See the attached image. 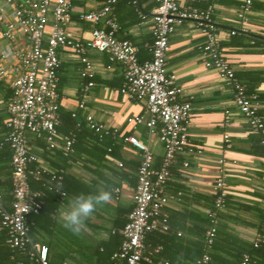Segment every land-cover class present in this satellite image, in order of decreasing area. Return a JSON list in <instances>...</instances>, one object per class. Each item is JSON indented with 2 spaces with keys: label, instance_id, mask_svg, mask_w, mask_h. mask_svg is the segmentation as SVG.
Returning <instances> with one entry per match:
<instances>
[{
  "label": "crops",
  "instance_id": "0c3cea01",
  "mask_svg": "<svg viewBox=\"0 0 264 264\" xmlns=\"http://www.w3.org/2000/svg\"><path fill=\"white\" fill-rule=\"evenodd\" d=\"M178 1L181 5L186 3L185 0ZM101 3L102 0H76L68 24L69 31L81 39L89 38L94 26L82 20L81 14L100 7ZM241 5L242 0H218L213 22L221 39L222 54L246 85L248 93L258 95L259 114L264 118V0H253L245 32H240L242 25L237 17ZM154 6L155 1L143 0L141 8L150 13ZM200 6L205 4L200 3ZM133 7L130 0H121L119 8L115 7L120 28L117 36L132 41L139 48L140 60H149L153 24L150 17L142 20ZM100 25L105 26L103 23ZM234 30L239 33L232 35ZM202 42L203 37L192 21L177 25L169 37L167 68L175 76L176 85L182 89L178 100L188 101L192 106L187 124L189 146L175 157L172 177L165 187L171 226L168 237L173 241L170 244L173 250L169 252L172 255L177 250L184 254V250H195L201 242L204 244L208 229L206 214L214 206L215 182L222 167L226 170L228 195L225 206L218 213L220 241L237 238L238 245L251 247L256 237L264 236V169L261 166L264 145L260 135L250 130L247 120L235 105L231 88L217 71L204 66V57L199 50ZM59 57L57 91L62 118L59 132L68 135L76 131L71 130L74 112L87 134L90 131L85 123L86 115H92L99 123L118 132L117 137L111 136L101 143L93 142L90 136V140L81 138L75 155L66 161L68 180L79 183L78 188L75 185L77 194H87L91 188V193L109 191L111 199L99 205L85 219L82 229L73 233L62 226L59 213L74 195L64 199L57 197L59 207L52 213L55 223L50 225L46 234L43 233V237H39L45 245H56V252L63 255L62 258L67 252L73 254V258H64L63 264H89L85 248L100 244L114 229L123 227L133 207V191L141 158L138 150L124 138L134 135L147 144L157 168L164 157V148L157 133H150L145 125L134 128L127 121L129 117L144 115L145 104L131 101L122 94V64L110 62L105 53H88L95 72L94 86L87 93L85 109H80L82 88L87 82L80 75V59L68 49H61ZM10 95L9 87L0 81V147L5 143ZM225 134L230 136L229 144L225 142ZM29 145L31 151L48 166L58 167L64 161L58 150L49 152L46 149L43 136L29 135ZM101 151H106V156H101ZM0 164V189L10 194L11 163L1 160ZM115 189H119V193L115 194ZM10 201L11 197L5 199L7 209H10ZM223 245L227 246L224 241ZM72 246L76 248L73 251Z\"/></svg>",
  "mask_w": 264,
  "mask_h": 264
},
{
  "label": "built area",
  "instance_id": "2783aa9c",
  "mask_svg": "<svg viewBox=\"0 0 264 264\" xmlns=\"http://www.w3.org/2000/svg\"><path fill=\"white\" fill-rule=\"evenodd\" d=\"M75 1L0 0V81L11 90L4 142L12 153L10 209L5 207L0 190L1 227L7 230L6 243L11 249L23 251L38 264H50L47 246L30 238L27 218L40 212L49 192L59 199L67 197L63 190L65 169L48 166L32 152L29 135L43 136L49 152L58 150L64 157H71L82 124L74 112L76 131L68 135L59 132L62 122L57 91L59 52L68 49L80 59V75L87 80L78 104L80 109H85L87 93L94 86L95 72L88 53L101 52L107 54L110 62L124 66L122 94L131 101L145 104L144 115L129 117L127 121L134 128L145 125L150 133H157L164 148V157L157 168L147 144L134 135L124 138L138 150L141 159L133 191V208L121 229L123 240L113 259L121 264L151 263V256L162 246L148 248L146 236L170 230L165 187L172 177L175 157L189 146L187 124L192 106L188 101L178 100L182 89L167 68L169 37L175 27L185 21L195 23L203 37L199 50L204 57V66L217 71L231 88L235 105L264 145V118L259 114L258 95L248 93L246 85L221 52V39L213 22L218 0H185V5L178 0H153L156 4L150 13L143 11L140 0H130L139 17L142 20L150 17L153 24L149 60H140L139 48L132 41L118 38L120 28L114 12L118 0H102L100 7L81 14L82 20L94 26L87 39L76 37L68 29ZM252 4L253 0H242L237 13L242 25L240 32L247 31L245 27ZM102 23L105 26H101ZM237 33L236 30L231 32L232 35ZM85 123L100 140L118 136L117 129L106 127L92 115H86ZM224 139L229 144V134H225ZM261 166L264 169V160ZM225 175L226 170L222 167L215 182L214 209L207 211L212 218V225L206 231L208 246L213 244L217 234L216 211L224 207L228 195ZM32 181L42 183L44 188L32 189ZM114 193H119V189ZM253 246H264V236L256 237ZM209 260V254H204L198 264H207ZM242 264H250L248 254H244Z\"/></svg>",
  "mask_w": 264,
  "mask_h": 264
},
{
  "label": "trees",
  "instance_id": "16d2710c",
  "mask_svg": "<svg viewBox=\"0 0 264 264\" xmlns=\"http://www.w3.org/2000/svg\"><path fill=\"white\" fill-rule=\"evenodd\" d=\"M128 1V0H127ZM142 1L140 0V4L142 6ZM121 0H118V3L116 4V8L118 6ZM124 2V0H122ZM153 5V2L151 3ZM156 4V3H155ZM204 4V3H203ZM134 8V7H133ZM115 12V11H114ZM11 96V95H10ZM9 96V98H10ZM76 120V119H75ZM73 120V124L71 126V130L76 129V121ZM61 130V127H60ZM84 128H82L78 132L77 142L75 144L74 153L71 155L73 157L75 155V152L77 150V146L81 141V138H88V140H93V142H104L107 140L106 138H110L111 136H106L103 139H99L97 135H95L92 131L89 129V133H85ZM90 136V138H89ZM112 139V138H111ZM2 150H0V163L1 160H4L8 163V161L11 163V157L12 153L9 148V146L5 143L1 145ZM112 150V149H111ZM110 151V149H109ZM61 153L60 151H58ZM111 152H109L110 154ZM105 154V155H104ZM51 155V154H50ZM106 156V151H101V156ZM61 156L64 158V161L61 165L58 167L65 169V175H64V184H63V190L67 193V196H75L77 195V190L79 183L76 181L68 180V173H67V162L69 161V158L64 157L61 153ZM67 161V162H66ZM1 166V164H0ZM8 166V165H7ZM157 166V165H156ZM1 168V167H0ZM11 172H12V166H11ZM137 182V181H136ZM76 185V188H75ZM12 186V185H11ZM31 187L34 190L44 188V185L42 183L38 182H31ZM1 190V189H0ZM91 188L87 190V194L91 193ZM3 193L4 200L9 197H11L10 194ZM7 202V201H6ZM9 202V200H8ZM5 203V201H4ZM225 206V205H224ZM5 207L8 208L5 204ZM59 207V201L57 200V196L54 193L49 192L47 198L45 199L44 205L39 213L37 214H30L27 218L28 226H29V236L32 239L33 242L43 244L42 240L39 239V237H43V233L46 234V231L49 230L50 225H54V221L52 219V213L55 212ZM133 208V207H132ZM131 208V209H132ZM214 206L210 209L213 210ZM223 209V208H222ZM220 210L216 211V228H217V234L214 239V242L211 246H208L206 237L204 238V244L201 242V246L197 249L193 250V248H189V250H184V254L176 251L177 253L172 255L170 254L169 250L170 244L173 243L172 240L169 239L170 230L167 233H159L154 232L150 233L146 236V245L148 248H152L155 246H162V249L157 253L151 256L152 262L147 264H198V261L203 257L204 254H209L210 260L207 264H242L243 256L244 254H248L250 256V264H264V246H261L260 248H254L252 245L251 247L246 245H238V239L232 238V240H223L220 241V235L218 230V213ZM131 211V210H130ZM129 211V212H130ZM207 215V227L209 228L210 225H212V218H210ZM126 223V222H125ZM123 223V226L124 224ZM170 224V222H169ZM122 226V225H121ZM121 228H116L112 232H110V236L107 240L101 242L100 244L96 246H87L85 258L87 259V262L89 264H119L118 261L113 259V254L118 251L121 242L123 240L122 234H121ZM171 228V226H170ZM219 235V236H218ZM8 233L7 230L1 227V217H0V264H38L35 259H30L29 256H27L23 251L18 249H11L7 243ZM46 239V238H45ZM224 244L227 245L224 247ZM45 242V240H44ZM222 243V244H221ZM233 243V244H232ZM175 244V243H174ZM181 244V243H180ZM229 245V246H228ZM236 245V246H235ZM48 259L50 264H63L64 258L74 257L73 254H69L68 252L65 253L66 256L62 258L59 254H57L56 249L57 246L53 243H48ZM231 246V247H230ZM76 249L72 246V251ZM84 249V250H85ZM173 250V249H172ZM179 254V255H178ZM182 254V255H181ZM175 256V257H174ZM182 258V259H181ZM68 264V263H67Z\"/></svg>",
  "mask_w": 264,
  "mask_h": 264
},
{
  "label": "clouds",
  "instance_id": "9594fccd",
  "mask_svg": "<svg viewBox=\"0 0 264 264\" xmlns=\"http://www.w3.org/2000/svg\"><path fill=\"white\" fill-rule=\"evenodd\" d=\"M111 199L109 191L96 193H80L71 198L68 204L60 210L59 219L62 226L73 233H78L84 226V221L96 208Z\"/></svg>",
  "mask_w": 264,
  "mask_h": 264
}]
</instances>
